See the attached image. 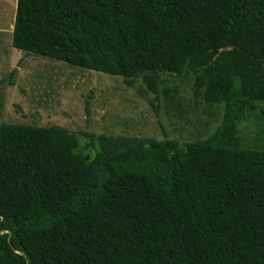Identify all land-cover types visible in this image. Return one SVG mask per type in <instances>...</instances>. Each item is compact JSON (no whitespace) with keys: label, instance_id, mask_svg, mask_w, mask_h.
<instances>
[{"label":"trees","instance_id":"16d2710c","mask_svg":"<svg viewBox=\"0 0 264 264\" xmlns=\"http://www.w3.org/2000/svg\"><path fill=\"white\" fill-rule=\"evenodd\" d=\"M12 46L154 94L192 74L224 113L183 146L86 133L92 158L63 128L1 124L0 264H264V148L238 131L264 101V0H17Z\"/></svg>","mask_w":264,"mask_h":264},{"label":"rangeland","instance_id":"374dc122","mask_svg":"<svg viewBox=\"0 0 264 264\" xmlns=\"http://www.w3.org/2000/svg\"><path fill=\"white\" fill-rule=\"evenodd\" d=\"M17 0H0V125L57 126L77 136L78 151L92 158L84 135L125 136L140 143L172 139L182 146L211 136L224 105L197 97L194 76L158 73V93L141 78L132 87L122 77L70 66L12 46ZM179 88L184 114L166 107L165 91ZM89 100V112L86 102ZM241 146L264 148V101H256L238 124Z\"/></svg>","mask_w":264,"mask_h":264},{"label":"water","instance_id":"95a60500","mask_svg":"<svg viewBox=\"0 0 264 264\" xmlns=\"http://www.w3.org/2000/svg\"><path fill=\"white\" fill-rule=\"evenodd\" d=\"M0 234H3V232H0ZM18 253H20V252H18ZM21 254V253H20Z\"/></svg>","mask_w":264,"mask_h":264}]
</instances>
